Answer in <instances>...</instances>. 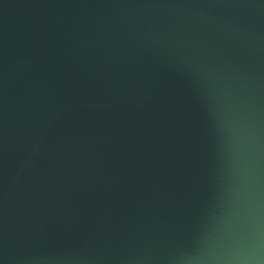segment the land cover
<instances>
[{
	"label": "water",
	"instance_id": "obj_1",
	"mask_svg": "<svg viewBox=\"0 0 264 264\" xmlns=\"http://www.w3.org/2000/svg\"><path fill=\"white\" fill-rule=\"evenodd\" d=\"M0 264H264V0H0Z\"/></svg>",
	"mask_w": 264,
	"mask_h": 264
}]
</instances>
